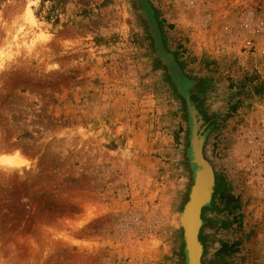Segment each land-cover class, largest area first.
Here are the masks:
<instances>
[{
	"label": "rangeland",
	"instance_id": "rangeland-1",
	"mask_svg": "<svg viewBox=\"0 0 264 264\" xmlns=\"http://www.w3.org/2000/svg\"><path fill=\"white\" fill-rule=\"evenodd\" d=\"M191 111L201 263L264 264V0H0V264H186Z\"/></svg>",
	"mask_w": 264,
	"mask_h": 264
},
{
	"label": "bare ground",
	"instance_id": "bare-ground-1",
	"mask_svg": "<svg viewBox=\"0 0 264 264\" xmlns=\"http://www.w3.org/2000/svg\"><path fill=\"white\" fill-rule=\"evenodd\" d=\"M194 154L196 156L198 154V151H196L195 148H192L191 158L194 159V186L190 193L191 200L187 204L185 211L182 213V215H180L179 219L180 225L183 228V232L185 233L184 253L186 264H196V260H198L200 258V255L202 254L200 244L198 243V241H195V237H197V232L201 223L198 208L202 203L208 202L213 185V181L211 178L212 176L210 175L207 167L204 165V163H202V161H200V158L198 160V158L195 157ZM200 165L203 166L202 172L200 169Z\"/></svg>",
	"mask_w": 264,
	"mask_h": 264
},
{
	"label": "water",
	"instance_id": "water-1",
	"mask_svg": "<svg viewBox=\"0 0 264 264\" xmlns=\"http://www.w3.org/2000/svg\"><path fill=\"white\" fill-rule=\"evenodd\" d=\"M191 114H192V123H193L191 150H192V148H195V150L198 151V154H197L196 156H195V154H194V156L197 157L198 160H199V158H200V161H202V163H204V165L207 167V169H208L210 175L212 176L211 178H212V181H213V175H212L211 169H210V167L207 165V163L204 161V159H203V157H202V154H201L200 142H199V140H198V136H197V134H196L195 118H194L193 111H191ZM195 157H194V158H195ZM193 160H194V159H192V163H193ZM200 166H201L200 169H201V172H202V170H203V166H202V165H200ZM198 167H199V166H198ZM211 192H212V191H211ZM210 197H211V194H210ZM210 197H209V200H210ZM190 200H191V195H190ZM190 200H189V201H190ZM209 200H208V202H209ZM208 202H207V203H208ZM188 203H189V202H188ZM200 203H202V202H200ZM207 203H202V204L200 205V207L198 208V210H199V217H200V214H201V210H202V208H203ZM186 206H187V205H186ZM184 211H185V210H184ZM200 219H201V218H200ZM201 224H202V221H201V223H200V226H201ZM200 226H199V229H200ZM199 229H198V232H197V237H195V241H196V242L198 241V243L200 244L199 239H198ZM184 234H185V233H184ZM184 242H185V241H184ZM200 247H201V249H202L201 244H200ZM201 252H202V251H201ZM201 255H202V254H201ZM201 255H200V258H199L198 260H196L198 264H202V263H201ZM196 261H195V262H196ZM197 263H196V264H197Z\"/></svg>",
	"mask_w": 264,
	"mask_h": 264
},
{
	"label": "trees",
	"instance_id": "trees-1",
	"mask_svg": "<svg viewBox=\"0 0 264 264\" xmlns=\"http://www.w3.org/2000/svg\"><path fill=\"white\" fill-rule=\"evenodd\" d=\"M234 109V108H232ZM220 199L221 201H226L225 204L229 207L230 205H233L232 207V211H238L240 209V204L238 202V200L236 198H234L231 194H223L221 193L220 195ZM230 209V212H232ZM239 223L240 222V218H239ZM226 245L222 244L221 248L216 252V257H220L221 255H223L226 251Z\"/></svg>",
	"mask_w": 264,
	"mask_h": 264
},
{
	"label": "built area",
	"instance_id": "built-area-1",
	"mask_svg": "<svg viewBox=\"0 0 264 264\" xmlns=\"http://www.w3.org/2000/svg\"><path fill=\"white\" fill-rule=\"evenodd\" d=\"M247 45L250 46L249 48H251V42H247Z\"/></svg>",
	"mask_w": 264,
	"mask_h": 264
}]
</instances>
